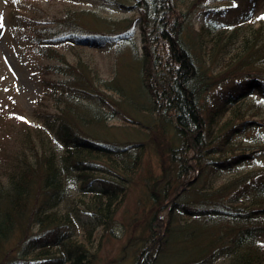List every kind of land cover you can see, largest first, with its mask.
<instances>
[{"label": "trees", "instance_id": "1", "mask_svg": "<svg viewBox=\"0 0 264 264\" xmlns=\"http://www.w3.org/2000/svg\"><path fill=\"white\" fill-rule=\"evenodd\" d=\"M104 1L134 17L100 18L90 28L82 10H69L33 29L31 53L60 63L42 73L67 79H40L38 103L54 109L53 135L24 119L16 131L0 127V264H95V233H112L149 147L161 171L142 178L149 209L132 264L168 257L166 264H208L217 256L224 264H264V165L208 182L264 156V141H233L250 125L264 128V117H246L247 100L264 99V19L246 24L258 0H213V8L206 0ZM240 2L247 10H237L235 21L242 20H220ZM203 6L192 38L188 16ZM110 41L117 56L132 48L133 85L119 70L100 78L82 54ZM107 108L142 115L128 119L149 133L147 141L117 147L104 140ZM76 214L90 221L77 223Z\"/></svg>", "mask_w": 264, "mask_h": 264}, {"label": "rangeland", "instance_id": "2", "mask_svg": "<svg viewBox=\"0 0 264 264\" xmlns=\"http://www.w3.org/2000/svg\"><path fill=\"white\" fill-rule=\"evenodd\" d=\"M127 6L134 3V0H122ZM208 8H213V0H206ZM204 3V4H205ZM205 7L193 8L190 11L191 26L188 35L193 38L195 30L204 21L203 10ZM231 11L221 17V21L230 23V25L242 20L239 16L235 21L237 10L238 15L244 14L247 10L244 2L239 3L236 9L230 8ZM69 10H82L84 20L89 23L90 28L98 27L95 22L101 20H118L123 17L133 18L129 12L116 5L105 2L104 0H0V22L3 27L0 28V127H5L13 131L18 129L17 120L24 118L28 123L44 127L52 135L51 126L54 124V109L48 105L38 103L41 98L40 79L55 80L56 82L67 79L62 75L43 74L45 64L60 65L59 62L48 61L42 57H37L30 51V40L34 38L33 29L40 22L50 25L56 18H60ZM264 16V0H258L257 10L253 12L252 19L246 24H255ZM234 21V22H233ZM242 22V21H241ZM238 25V24H237ZM138 22H134L133 30L137 36ZM246 33V32H244ZM136 45L139 46V39L136 37ZM64 46H58L60 52H65ZM119 47L117 42H109L107 49L99 52L90 49L84 50L82 54L88 60L93 61L92 66L96 68L98 76L102 79H110L115 70H119V74L124 80L129 81L132 85L136 80V71L132 62V48L127 46L121 53H113ZM69 54V53H68ZM69 60V59H68ZM84 60V58H83ZM72 61V60H71ZM130 85V86H132ZM255 97V96H254ZM250 104L246 117H250L251 121L264 117V99L251 97L247 100ZM228 108L223 113V119L229 115L231 109ZM107 120L106 129L102 131L101 136L104 140L120 147L131 142L147 141L149 133L134 128L128 118H138L143 121L142 115H136L129 110H120L113 112L112 109H105ZM233 110V109H232ZM45 114L41 115V113ZM19 114V115H17ZM251 127L253 129H251ZM11 131V130H10ZM2 136L4 133H0ZM51 135V136H52ZM3 140V139H2ZM236 143L243 145H253L257 142L264 141V128L260 126L250 125L242 134L233 139ZM150 146V144H148ZM264 165V156L256 155L251 164L238 165L235 171H222L213 174L208 179L209 184L214 186L222 181L230 178L237 172ZM138 174L133 176L134 183L115 213L112 233L108 236L100 235L99 229L95 233L93 242V250L95 252V264H132L136 249L140 245L138 235L143 225L145 215L149 209V199L145 194V188L142 183L148 172L153 176L160 174V161L154 150L149 147L144 151L142 165ZM144 176V177H143ZM193 176L187 177L186 181ZM194 177V176H193ZM77 223L90 221L89 216L85 214H76ZM132 238V239H131ZM171 258H165L164 263ZM208 264H224V258L215 257Z\"/></svg>", "mask_w": 264, "mask_h": 264}, {"label": "snow or ice", "instance_id": "3", "mask_svg": "<svg viewBox=\"0 0 264 264\" xmlns=\"http://www.w3.org/2000/svg\"><path fill=\"white\" fill-rule=\"evenodd\" d=\"M0 19H2V17H0ZM261 19H264V17H261ZM3 27V24H2V22H0V28H2ZM21 119H24L23 117H21Z\"/></svg>", "mask_w": 264, "mask_h": 264}]
</instances>
